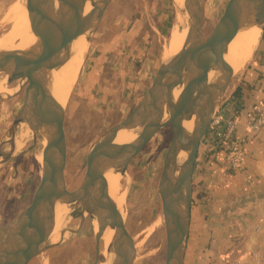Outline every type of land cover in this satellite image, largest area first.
Masks as SVG:
<instances>
[{
  "label": "water",
  "instance_id": "1",
  "mask_svg": "<svg viewBox=\"0 0 264 264\" xmlns=\"http://www.w3.org/2000/svg\"><path fill=\"white\" fill-rule=\"evenodd\" d=\"M40 18L31 21L36 42L22 50H0V75L26 80L24 103L14 120L12 134L0 151V165L8 163L16 146L20 126L30 123L34 132L46 140L42 173L30 203L16 216L0 226V264H29L54 246H43L52 235L62 213L58 204H66L67 196L86 192L83 210L93 198L101 201L98 230H95L94 264H134L137 249L116 202L110 197L104 178L115 171L122 155L125 170L130 161L163 128L172 133L163 161L158 191L162 202L165 231L164 264H185L192 222L193 181L200 146L208 134L210 123L232 82L233 69L224 55L231 41L242 29L255 24L264 32V0H228L219 20L204 32V12L201 0H187L184 8L186 39L177 52L178 60L164 64L155 81L141 100L122 120L102 134L88 151L86 172L81 187L68 192L65 172L68 143L65 129L66 105L62 106L51 89L54 58L81 36L93 30L105 15L112 0H32ZM87 4L92 10L85 13ZM33 5L29 16H33ZM23 63V68L15 67ZM8 66H14L7 72ZM213 78L225 80V89L216 108L207 100V88ZM8 75V74H7ZM181 93L175 97V90ZM145 119L146 134L126 144L115 142L122 130L135 131ZM193 122L192 129L184 127ZM43 128L40 130V126ZM43 130V132H42ZM183 143L182 151L178 150ZM184 152V157H180ZM84 211L80 227L84 222ZM114 222L115 238L102 260V234L106 223ZM74 232L78 230H72ZM64 236V234H63Z\"/></svg>",
  "mask_w": 264,
  "mask_h": 264
},
{
  "label": "rangeland",
  "instance_id": "2",
  "mask_svg": "<svg viewBox=\"0 0 264 264\" xmlns=\"http://www.w3.org/2000/svg\"><path fill=\"white\" fill-rule=\"evenodd\" d=\"M15 1L18 0H0V36L6 35L13 27L14 21L5 18V15ZM227 1L201 0L205 33L219 20ZM177 4L176 0H112L105 15L88 35L86 55L72 91L66 94L68 103L65 106L64 130L68 143L65 172L68 192L81 187L88 151L94 143L137 104V99L130 100L132 91L140 86V81L143 90H147L162 69L163 52L170 33L186 25L184 10L181 11ZM157 26H161L162 30ZM261 35L253 58L242 71L234 74L225 97L237 91L242 85L244 73L256 63V55H259L264 44V32ZM119 39L122 41L118 42ZM146 39L150 46L144 50L141 46ZM137 49L140 53L142 51L139 54L141 58L135 57ZM109 53L112 54L111 58ZM143 55L148 57L142 60ZM98 73L101 77H112V87L106 84L103 87L100 85L102 83L96 81L98 92L93 96L88 87L93 75L97 76ZM4 81L10 94L0 97V151L4 150L12 134L14 120L23 106L26 84L19 77L14 79L7 76ZM171 133V127L163 128L128 163L124 175L119 179H122L119 191L124 196L123 218L135 243H140L134 264H164L165 231L158 184ZM41 142V136L34 132L30 123L24 122L16 135L11 160L0 165V226L16 216L32 199L42 173V163L38 159L42 151ZM83 211L81 203L67 208L60 215L57 233L52 240L43 244L55 245L29 264H94L95 226L84 215L80 227ZM102 248L110 250L103 240ZM202 259L201 263L197 260L195 264H205Z\"/></svg>",
  "mask_w": 264,
  "mask_h": 264
},
{
  "label": "crops",
  "instance_id": "3",
  "mask_svg": "<svg viewBox=\"0 0 264 264\" xmlns=\"http://www.w3.org/2000/svg\"><path fill=\"white\" fill-rule=\"evenodd\" d=\"M157 27L162 30L161 26ZM119 41H122V39H119ZM142 45L141 49H148L150 46L149 40L146 39ZM139 54L141 55L142 51L140 53L137 49L135 57H138ZM109 57L111 58L112 54L109 53ZM147 57L148 55L146 57L143 55L142 60ZM256 57V63L252 64L244 73L242 85L239 87L241 94H236V92L232 94L239 100L238 110L242 113L243 119L264 98V44ZM96 81L102 83L100 85L103 87H112V84H110L112 77H108V75L101 77L100 73L97 76L93 75L91 86L88 87L93 96L98 92L97 86H95L97 85L95 84ZM92 88L95 89L91 90ZM147 90H143L140 81V86L132 91L130 100L137 99L136 102L138 103ZM224 99L221 102L222 104ZM243 107L245 109L244 113L242 112ZM245 137L248 158L245 160L242 172L234 175H227L226 173L225 175L223 165L216 166L215 164H212V170L208 171V167L206 168L205 165L207 158H218L221 163H226L225 155L223 152L213 153L211 146L203 141L199 149L198 170L195 172L194 177V183L199 185L198 192L207 179H213L215 182L212 184L213 190L210 199L208 198L204 202L199 194L197 204L192 206L190 234L194 239H197L196 233L199 235L202 230H205L207 234L214 233L213 236L218 237L222 242L224 239L236 237L239 242L233 248L220 255L216 253L224 264L248 256L252 258L254 253H261L262 258L260 261L264 260V129L255 134H246L245 132ZM225 192L229 193V196L223 195ZM201 209L204 211L203 214ZM193 230L194 234H192ZM210 255H212V252L208 250H202V254H200V256L205 257L204 261ZM186 256L187 264L190 262V249L187 250ZM252 263L257 264L254 261Z\"/></svg>",
  "mask_w": 264,
  "mask_h": 264
},
{
  "label": "bare ground",
  "instance_id": "4",
  "mask_svg": "<svg viewBox=\"0 0 264 264\" xmlns=\"http://www.w3.org/2000/svg\"><path fill=\"white\" fill-rule=\"evenodd\" d=\"M176 1L178 3L177 5H179L178 7L181 9V11H183L186 6L187 0H176ZM32 5L34 8L33 11L34 15L30 17L28 10L29 8H31ZM91 10H92L91 5L87 4L85 8V13L87 14ZM6 17L7 19L12 20L14 22L11 30L6 35L0 36V50L1 49L22 50L28 48L29 46L33 45L36 42V37L31 30V21L40 18V16L35 11V4L33 3L32 0L15 1L12 5H10L7 15H5V18ZM90 32H88L86 35L81 36L76 41H74L71 50H64L60 53V55L54 58V64L56 67L51 73L50 86L55 99L62 106H65L68 103L66 94L72 91L78 73L80 71V67L83 63L84 56L86 55L88 49L87 37L90 34ZM186 34H187V28H183V27L175 28L170 33L167 46L165 47L163 52L164 64L169 66L178 60L177 52L183 46L185 39L187 37ZM261 36H262L261 29L257 27V25L251 24L250 21V24L247 26V28L242 29V31L238 32L237 36L231 41V43L228 46V50L224 55V58L227 64L233 69L234 74H237L238 72L242 71L243 68L246 66V64L251 60V58H253L252 55L256 49L258 40H260ZM14 66L22 69L23 63H19L18 65L14 64ZM14 66L6 67L8 70L7 72L14 70L13 69ZM7 74L8 75L2 73L0 75V97L3 95L5 96L7 94H10L9 90L6 88L4 84L5 82L4 80L7 79V76L8 78L12 76L10 73ZM210 79H211V83L208 85L206 97L208 102L216 108L217 106H219L221 98L224 93L225 80L214 79L213 74H210ZM25 82L26 80L24 79V84ZM180 93H181L180 89L175 90V97H178ZM147 124L148 122L145 119H143L135 131L133 130L120 131L116 136L115 142L118 144H126L133 141L134 139H142L146 134ZM192 125H193L192 121L184 123V127H186L189 130L193 128ZM28 128H29V124H28ZM42 128L43 125L40 126V130ZM25 133H27V131ZM41 144H42V151L40 152L38 159H40V162L42 163L45 152L46 140L42 141ZM183 148H184V144L181 143L178 147V150L182 151ZM184 155L185 153L181 152L180 157H184ZM124 173H125V165H124V159L121 155L115 171L110 170L106 172L104 176L106 183L108 185L109 195L116 202L122 216L124 215V211L122 208V199L124 196H122L119 191L120 182L122 180L119 179L124 175ZM82 200L86 201L85 191H83L81 195L79 194L68 195L67 203L58 204L56 210L60 211V213H63L67 208L75 206L76 204L80 203V201ZM89 203L90 204L86 207L84 211V215L90 218L91 223L95 226L94 227L95 230H98V214L101 207V201L92 198L89 201ZM60 220H61V216L59 217V220L55 225V229L52 235L50 236V240H52L54 234L57 233L58 227L60 226ZM114 228H115L114 222L110 223L109 221V223H106L103 229L102 240L109 245V248H111L114 242V238H115ZM139 248H140V243L138 244L136 243L137 251L139 250ZM102 256L109 257L108 251H105V249L103 248H102ZM43 263L46 264L45 262Z\"/></svg>",
  "mask_w": 264,
  "mask_h": 264
},
{
  "label": "built area",
  "instance_id": "5",
  "mask_svg": "<svg viewBox=\"0 0 264 264\" xmlns=\"http://www.w3.org/2000/svg\"><path fill=\"white\" fill-rule=\"evenodd\" d=\"M234 94V93H233ZM238 98L225 97L224 103L213 116L208 134L204 138L213 153H224L226 165L233 171L242 172L248 158L246 134L259 133L264 129V98L244 117L238 110ZM262 254L254 253L252 258L237 259L229 264H264ZM252 262H251V261Z\"/></svg>",
  "mask_w": 264,
  "mask_h": 264
},
{
  "label": "trees",
  "instance_id": "6",
  "mask_svg": "<svg viewBox=\"0 0 264 264\" xmlns=\"http://www.w3.org/2000/svg\"><path fill=\"white\" fill-rule=\"evenodd\" d=\"M236 94H241V91L239 88L237 89ZM244 107L242 109L243 113L245 111ZM199 154H200V152H199ZM198 158H199V156H198ZM209 158H207L206 163H205L206 168L208 167L207 168L208 171H211L213 168L212 164H215L216 166H218V165L222 166L223 165V167H224L223 171L225 172V175H226V173H227V175L228 174H230V175L238 174L237 171H233L232 169H230L226 165V163H221L220 159H218V158H210L209 159ZM197 163H199V161H197ZM197 167L198 166L196 164L195 172H197V170H198ZM214 182L215 181L213 179H211V180L207 179L205 181V183H203L201 185L199 192H198L199 185L196 183H193V195H194L193 204L194 205L197 204L196 201L199 199L200 195H201L204 202H206L208 200V198L210 199V194L213 190L212 184ZM225 183H226V177H225ZM228 194L229 193H227V192L223 193V195H225V196ZM201 213L203 214L204 211L202 210ZM191 225H192V222H191ZM192 234H194V233H192ZM213 234L214 233H212V232L210 234H207L205 232V230H202L201 234L197 235V233H196L197 239H194L191 234L189 235V239H188L189 244H188L187 250L189 251V249H190V262L187 264H193V263L195 264L197 260L199 263H201L202 261L200 260V258L201 259L203 258L202 260H205L204 256H200V254H202V250H208V251L212 252V255L206 257L207 259L205 261V264H224L219 259V255L221 253H225V252L229 251L231 248H233L234 245H236L239 242V240L236 237H231V238L224 239V241L222 242V240H219L218 237H214ZM216 253H219V255H217ZM185 264H186V260H185Z\"/></svg>",
  "mask_w": 264,
  "mask_h": 264
}]
</instances>
